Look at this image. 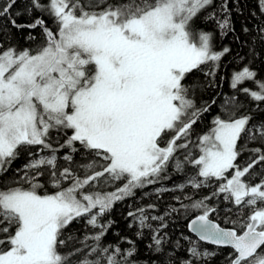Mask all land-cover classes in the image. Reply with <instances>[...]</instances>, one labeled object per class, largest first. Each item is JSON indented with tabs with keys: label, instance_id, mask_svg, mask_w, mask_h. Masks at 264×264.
<instances>
[{
	"label": "snow or ice",
	"instance_id": "snow-or-ice-1",
	"mask_svg": "<svg viewBox=\"0 0 264 264\" xmlns=\"http://www.w3.org/2000/svg\"><path fill=\"white\" fill-rule=\"evenodd\" d=\"M242 3L0 0V264H210L217 252L189 237L177 256L180 241L165 230L180 213L199 241L230 249L227 264H264V119L253 122L232 98L196 128L216 103L203 93L232 54L197 22L233 34L253 58L264 53V0L237 32ZM257 75L244 66L231 87L264 112ZM245 81L256 90L238 88ZM22 154L26 163L12 169ZM178 174L182 183L163 186ZM151 186L156 200L193 194L173 196L179 207L162 213L155 202L130 205L135 239L115 233L105 243L115 221L104 217L138 191L150 197ZM204 188L211 194L195 199ZM81 220L82 237L68 231ZM146 231L145 259L137 241Z\"/></svg>",
	"mask_w": 264,
	"mask_h": 264
},
{
	"label": "trees",
	"instance_id": "trees-1",
	"mask_svg": "<svg viewBox=\"0 0 264 264\" xmlns=\"http://www.w3.org/2000/svg\"><path fill=\"white\" fill-rule=\"evenodd\" d=\"M243 8L244 16H238L235 12L233 13V19L235 20V26L237 32H239L240 25L244 22V17H247L253 9L256 8L255 0H243L241 5ZM255 21L249 20L248 26L251 27ZM49 23H51L49 21ZM197 27L204 31H214V43L216 50H221L223 46H228L232 49L231 55H226L222 58V61L219 67L216 69V75L214 77V86L207 89L203 93V99L207 101H211L215 99L216 103L212 105L210 113H206L205 117L202 121H199L196 125L197 131L206 130L210 125V121L213 116L219 114L221 112L222 106L225 105L226 101H230L232 98H235V101L243 106L242 110L247 112L248 114L256 113L254 121L264 119V112H261L257 109V102L252 101L250 97L246 96L243 92L238 91L237 89H233L231 87L232 76L235 72L242 70L244 66H249L251 70H254L258 73L257 79L264 80V53L256 55L254 58L252 54L249 52V46H241L238 45L234 39L233 34H229L226 37H221L219 35V29L215 27L214 23H202L200 21L197 22ZM39 32V30H36ZM242 40H246L247 37L242 36ZM17 40L22 45H27L28 42L22 39L19 35L17 36ZM255 43V42H253ZM257 52L260 53V49L257 48ZM196 78L199 80H204V76L202 73H196ZM248 87L251 90H256V85L251 81H245L243 84L238 85V88ZM260 109H264V103L260 104ZM55 146V145H54ZM63 154V150L60 155ZM79 160L80 157L77 156ZM243 159V158H242ZM26 163V158L22 154L19 159H17L12 164V169H16ZM11 170L8 175H11ZM184 181V175L178 174L173 175L172 178L168 181H164L163 186L168 188H172L177 183H182ZM157 186H151L149 188L144 189V192L153 193V188ZM111 190V189H109ZM185 194L191 195L193 194V190L188 187L184 190V192L180 191H169L162 195V198L156 200L155 194L153 193L150 197H142L141 192H137L136 198L126 199L123 202H117L110 216L104 217L105 220L111 218L115 221L112 228L109 230L108 234L104 238L105 243L115 242L119 239V237H129L135 239L133 233L137 230L134 225L131 229L128 227V224L131 222V218L127 217V214L130 210V205L135 208L139 207L141 204L147 205L149 203L155 202L157 207L162 213L168 204H175L179 207V203L172 199L173 196H183ZM211 189L204 188L201 191L195 193L194 198L199 199L202 196L210 195ZM187 201H185L186 203ZM218 222H221V226L223 227H231V225L224 224L222 219L216 218ZM84 220H81L79 223H73L68 229L69 232L75 231L77 236H83L86 229L84 228ZM189 219L185 218L183 213L174 215L168 222L169 226L165 230L168 232L172 241L179 240L181 244V248L176 250V254L178 257H184L186 254V250L189 247V243L184 237H189L193 241H197L201 245L202 250L216 251L217 255L210 261V264H227L226 257L230 251L228 247L226 248H218L210 245H206L204 243L199 242L189 231L188 225ZM155 224V222H154ZM87 231H91V229H87ZM115 233H119V237L115 235ZM148 243V233L145 232V239L137 241L139 247V256L142 258H147L149 256V252L147 251L146 245ZM126 247V245H124ZM140 264H144V260L142 259Z\"/></svg>",
	"mask_w": 264,
	"mask_h": 264
},
{
	"label": "water",
	"instance_id": "water-1",
	"mask_svg": "<svg viewBox=\"0 0 264 264\" xmlns=\"http://www.w3.org/2000/svg\"><path fill=\"white\" fill-rule=\"evenodd\" d=\"M188 230H189V228H188ZM189 232L198 240V237L196 236L195 233L191 232L190 230H189ZM200 242H202L204 244H207V245H211V244H208L207 242H204V241H200ZM211 246L219 247V248H226V247H223V246H215V245H211Z\"/></svg>",
	"mask_w": 264,
	"mask_h": 264
}]
</instances>
